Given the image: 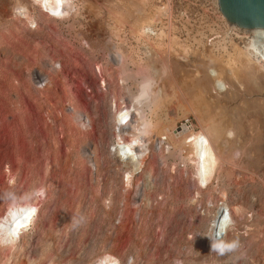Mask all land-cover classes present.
Here are the masks:
<instances>
[{
  "label": "rangeland",
  "instance_id": "374dc122",
  "mask_svg": "<svg viewBox=\"0 0 264 264\" xmlns=\"http://www.w3.org/2000/svg\"><path fill=\"white\" fill-rule=\"evenodd\" d=\"M63 9L57 19L32 0H0V215L24 199L37 209L26 239L0 247V264H90L103 251L119 264H264V75L253 81L232 61L249 38L227 34L213 0H64ZM221 76L231 86L217 94ZM184 120L195 134L208 121L226 127L218 142L208 136L217 157L206 186L187 133L175 131ZM133 135L129 173L114 139ZM219 209L232 224L222 253L208 240Z\"/></svg>",
  "mask_w": 264,
  "mask_h": 264
},
{
  "label": "bare ground",
  "instance_id": "6f19581e",
  "mask_svg": "<svg viewBox=\"0 0 264 264\" xmlns=\"http://www.w3.org/2000/svg\"><path fill=\"white\" fill-rule=\"evenodd\" d=\"M40 9H42V10H44V12L45 13H47V14H49L48 16H50L51 18H62L63 17V12L65 11V9H63V5H64V0H32ZM66 2V1H65ZM213 2H214V7H215V10H216V12H217V14L219 15V18H220V20H221V23H223V25H224V30L226 29V32H227V34H231V33H233L234 35H237V33L236 32H238V31H240V33L241 34H243V37L244 38H249V42H248V46L243 50L244 52H242V50H240V51H237L236 52V56L233 58V63H234V60H236L237 61V64L239 63V65H238V67L239 68H241V72L242 71H244L245 72V74H248V76L250 75V74H254V73H257L258 71L260 72L261 71V73L263 72L264 73V29H261V28H240V27H238L237 25H235V24H231V23H229V22H227L226 20H225V18L221 15V13L219 12V8H218V4H217V0H213ZM161 9V8H160ZM224 35H225V32L223 33ZM223 35V36H224ZM228 36V35H227ZM233 37V36H232ZM220 38H222V37H220ZM218 39V38H217ZM232 40L233 39H235V38H231ZM209 41V40H208ZM222 41H223V38H222ZM213 42V41H212ZM219 42H221V41H219ZM209 48H211V47H209ZM236 48V47H235ZM231 58V57H230ZM193 59V58H192ZM201 59V58H200ZM195 61H198V60H195ZM235 61V62H236ZM230 62V61H229ZM195 63V62H194ZM200 63V62H199ZM217 63V62H216ZM232 63V64H233ZM196 64V63H195ZM215 64V63H214ZM218 64H220L221 65V63H218ZM217 64V65H218ZM236 64V65H237ZM251 65H256V70H253L252 69V67H251ZM227 66H228V64H227ZM200 67V66H199ZM203 67V66H202ZM210 67V66H209ZM218 67V66H217ZM217 67L215 66L214 68H216L217 69ZM233 67H234V65H233ZM233 67H231L232 69H234ZM237 67V68H238ZM204 68L205 67H203V70H202V72H204L205 70H204ZM220 68H221V66H220ZM194 70H196V69H194ZM198 70H199V68H198ZM218 70H221V69H218ZM217 70V71H218ZM223 70H224V68H223ZM236 70H238V69H236ZM201 71V70H200ZM225 71V70H224ZM233 71V70H232ZM198 72V71H197ZM201 72V73H202ZM206 72V71H205ZM205 72H204V75H207V74H209V73H207V74H205ZM229 72V71H228ZM231 72V71H230ZM238 72V71H237ZM240 72V73H241ZM223 73H225V72H223ZM262 73V76L264 75ZM219 74V73H218ZM227 74V73H226ZM235 74V73H234ZM237 74V73H236ZM243 74V73H242ZM203 75V74H202ZM204 75H203V77H204ZM213 75V74H212ZM219 75H221V72H220V74ZM230 75V74H229ZM229 75H227V76H229ZM199 76V75H198ZM216 76H218V75H216ZM232 76V75H231ZM238 76V75H237ZM254 76H258V75H255L254 74ZM202 77V76H201ZM205 77H208V76H205ZM203 78L204 80H202L201 78H199L201 81H206L207 83H208V79L211 77H209L207 80H205L206 78ZM214 77V76H213ZM235 77H236V75H235ZM249 77H252L251 79H253V76H249ZM197 78V77H196ZM218 78H220V76L218 77ZM223 77L221 76V79H217V80H215L214 81V85H213V83L211 84V82H210V84H211V87H213V89H215V90H213L214 92L215 91H218V93L217 94H219L220 92V90H222V91H224V92H226V90H228V89H230L229 87L231 86L230 85V83H229V85H227L226 83L227 82H224L223 80H225L224 78L222 79ZM227 78V77H226ZM230 77H228L227 79H229ZM239 78H241L240 76H239ZM260 78V77H259ZM262 78V77H261ZM235 79V78H234ZM245 79V78H244ZM243 79V80H244ZM248 79V78H247ZM254 79H256V78H254ZM254 79H253V81H254ZM211 80H213V79H210L209 81H211ZM238 80V79H237ZM242 80V81H243ZM258 80V79H257ZM256 80V81H257ZM263 80H264V78H263ZM226 81V80H225ZM229 81H233V79L232 80H230L229 79ZM242 81H241V83H242ZM252 81V82H253ZM255 81V82H256ZM205 82V83H206ZM213 82V81H212ZM249 82V81H248ZM252 82H250V84L252 83ZM262 82V81H261ZM146 83V82H145ZM203 83V82H202ZM201 83V84H202ZM205 83H204V85H201V87L202 86H205ZM206 83V84H207ZM232 83H234V81L232 82ZM231 83V84H232ZM236 83V82H235ZM246 83V82H245ZM244 83V84H245ZM257 83V82H256ZM200 85V84H199ZM198 85V86H199ZM209 85V84H208ZM252 85H254V84H252ZM144 86V85H143ZM197 86V87H198ZM207 86V85H206ZM227 86H228V89H227ZM256 86V85H255ZM145 87V86H144ZM144 87H141V90H140V92H139V94H138V96L136 97V99L138 100V101H140V99H142V98H144L145 97V95H146V89L144 88ZM207 87H209V86H207ZM206 87V88H207ZM211 87H209V88H211ZM236 87V86H235ZM261 87V86H260ZM260 87H259V89H260ZM245 88V87H244ZM208 89V88H207ZM224 89V90H223ZM226 89V90H225ZM241 89H243V87L241 88ZM258 89V88H257ZM258 89V90H259ZM262 89V88H261ZM202 90H203V88H202ZM199 91V90H198ZM230 91V90H229ZM229 91L227 92V93H229ZM241 92V91H240ZM223 93V92H222ZM227 93H226V95H227ZM231 93V92H230ZM204 94H206V93H204ZM211 94V93H210ZM217 94H216V96H215V99H219L220 100V95H218L219 96V98H216L217 97ZM233 94V93H232ZM256 94V93H255ZM261 94V93H260ZM202 95V94H201ZM207 95V94H206ZM209 95V94H208ZM224 95V94H223ZM264 95V94H263ZM200 96V95H199ZM228 96V95H227ZM234 96V95H233ZM204 97H206V96H204ZM225 97V96H224ZM134 98V97H133ZM198 98V97H197ZM254 98V97H253ZM261 98V97H260ZM263 98V97H262ZM132 99V98H131ZM135 99V100H136ZM214 99V101H216L217 103H218V101L217 100H215ZM251 99H252V97H251ZM257 99V98H256ZM264 99V98H263ZM262 99V100H263ZM223 100V99H222ZM202 101V100H201ZM200 101V102H201ZM258 101H260V100H258ZM258 101H254L253 103H255V102H258ZM210 102V101H209ZM251 102V101H250ZM264 102V101H263ZM196 103H198V102H196ZM202 103V102H201ZM214 103V102H213ZM262 103V102H261ZM139 104V103H138ZM206 104V103H205ZM201 105H204V103L203 104H201ZM207 105H209V104H207ZM259 105V104H258ZM262 105H264V104H262ZM200 106V105H199ZM214 106V105H213ZM248 106V105H247ZM256 106V105H255ZM254 106V107H255ZM134 107V106H133ZM132 107V108H133ZM217 107V106H216ZM249 107V106H248ZM252 107V106H251ZM253 107V108H254ZM264 107V106H263ZM262 107V108H263ZM113 108H115V106H113ZM205 109H206V107H204ZM211 108V107H210ZM228 108V107H227ZM214 109V108H213ZM129 110V109H128ZM128 110L126 109V110H118V111H115L116 113H114V115H113V126H115V127H119L118 126V124L121 122V121H123L125 118H126V116H127V114H128ZM137 110V109H136ZM200 110H201V108H200ZM215 110V109H214ZM220 110V109H219ZM218 110V111H219ZM241 110V109H240ZM247 110V109H246ZM259 110V109H258ZM123 111V112H122ZM202 111H204V109L202 110ZM235 111V110H234ZM242 111V110H241ZM254 111V110H253ZM207 112V111H206ZM211 112V111H210ZM251 112H252V110H251ZM250 112V113H251ZM259 112V111H258ZM142 113V112H141ZM218 113H220V112H218ZM223 113V112H222ZM225 113V112H224ZM249 113V112H248ZM75 114V116L77 117V118H80V115L79 114H76V113H74ZM200 114V113H199ZM202 114V113H201ZM237 114H239V113H237ZM203 117H204V112H203ZM234 115V114H233ZM208 116V115H207ZM238 116V115H237ZM240 116V115H239ZM253 116V115H252ZM254 116H255V113H254ZM244 117V116H243ZM257 117V116H256ZM254 118V117H253ZM207 119H208V117H207ZM209 119H210V117H209ZM231 119V118H230ZM240 119V118H239ZM251 119V118H250ZM255 119V118H254ZM81 120V119H80ZM238 120V119H237ZM257 120V119H256ZM259 120H260V118H259ZM117 121V122H116ZM207 121V120H206ZM213 121V120H212ZM232 121V120H231ZM255 121V120H254ZM264 121V120H263ZM261 122V121H260ZM142 123V122H141ZM216 123V122H215ZM214 122H209L208 121V123H207V126H206V130L204 131V133H206L207 135V137H204V133L203 134H201L202 132H199V134L197 133V134H195V133H190V132H188L187 134H186V136H185V138L184 139H186V141H185V144H187L188 142V147H189V144L191 145L190 147H191V163H192V169H193V175H194V178H195V180L198 182V184H200V185H202V186H206L207 185V183L210 181V176H211V174H212V172H213V170H214V167H215V163H214V161H216L215 159V157H217V156H214V158H213V153H211L212 152V150L211 149H213L212 147H211V149H210V145H208L209 144V141H210V139H209V141H208V136H209V138L211 137V139H213V140H215L216 142H218L219 140H220V137H222L221 136V134L223 133V132H226V130H224V128H226V127H224L223 128V132L221 131L222 129H220L221 128V125L220 126H218L219 125V123L218 124H215ZM240 123H243V121L242 122H240ZM252 123V122H251ZM144 125H146V122L145 123H143ZM148 124V123H147ZM227 124V123H226ZM248 124V123H247ZM262 124V123H261ZM264 124V123H263ZM124 125V124H123ZM144 125H143V127H144ZM223 125V124H222ZM233 125V124H232ZM245 125V124H244ZM254 125V124H253ZM227 126V125H226ZM242 126V125H241ZM258 126V125H257ZM137 127V126H136ZM239 127V126H238ZM244 127V126H243ZM242 127V128H243ZM114 128V127H113ZM245 128V127H244ZM254 128V127H253ZM140 129V128H139ZM143 129V128H142ZM239 129V128H238ZM137 130V129H136ZM236 130V129H235ZM234 130V131H235ZM239 130H242V129H239ZM247 130H248V128H247ZM252 130V129H251ZM257 130V129H256ZM175 131H179L178 132V134H184L185 133V131L183 130V131H181V130H179V129H175ZM243 131H245V130H243ZM253 131V130H252ZM222 132V133H221ZM230 132V131H229ZM239 132V131H238ZM241 132V131H240ZM255 132V131H254ZM253 132V133H254ZM140 133V132H139ZM231 133V132H230ZM242 133V132H241ZM116 134H118V133H116ZM224 134V133H223ZM247 134H248V132H247ZM256 134V133H255ZM119 135V134H118ZM233 135V134H232ZM235 135V134H234ZM237 135V134H236ZM249 135V134H248ZM251 135V134H250ZM169 136V135H168ZM183 136V135H182ZM247 136V135H246ZM228 138H229V136H227ZM226 137V138H227ZM234 137H236V136H234ZM115 138H117V136L115 137ZM207 138V139H206ZM238 138V137H237ZM240 138V137H239ZM121 139V138H120ZM120 139L119 138H117V139H114V140H116V141H114V143H115V148H116V152H115V154H123V156H125V154H130V156H131V160H134L133 161V163H131L130 164V169L132 170H136L137 169V162H136V158H134V156H133V147H134V145H136L137 144V142L136 141H138V137H136V136H132L131 137V139L129 140V141H127V142H122V141H120ZM233 139V138H232ZM231 139V140H232ZM234 140V139H233ZM246 140H248V138L246 139ZM251 140V139H250ZM208 143H207V142ZM212 141V140H211ZM210 141V142H211ZM224 141H225V139H224ZM229 141V140H228ZM237 141V140H236ZM122 142V143H121ZM222 142H223V139H222ZM244 142V141H243ZM246 142V141H245ZM256 142V141H255ZM215 143V142H214ZM220 143V142H219ZM228 143V142H227ZM227 143H225V144H227ZM230 143V142H229ZM233 142H231V144H232ZM236 143V142H235ZM212 144V143H211ZM216 144H218V143H216ZM222 144V143H221ZM224 144V145H225ZM231 144H229V145H231ZM237 144V143H236ZM219 145V144H218ZM233 145H234V143H233ZM238 145V144H237ZM241 145V144H240ZM112 146H114L113 144H112ZM212 146V145H211ZM247 146V145H246ZM221 147V146H220ZM231 147V146H230ZM234 147V146H233ZM239 147H241V146H239ZM238 147V148H239ZM245 147V146H244ZM248 147V146H247ZM111 149H113V151H114V147H110ZM237 148V149H238ZM243 148V147H242ZM240 149V148H239ZM244 149V148H243ZM247 149V148H246ZM245 149V150H246ZM221 150V149H220ZM244 150V151H245ZM234 151V150H233ZM236 151V150H235ZM243 151V150H242ZM190 152V151H189ZM215 153V152H214ZM240 153V152H239ZM217 154V153H216ZM248 155V154H247ZM250 155V154H249ZM223 156V155H222ZM220 157V156H219ZM218 157V158H219ZM234 158V157H233ZM245 160V159H244ZM253 160V159H252ZM260 161V160H259ZM219 163H221V161L219 162ZM255 164H258V162L257 163H255ZM217 172V171H216ZM209 184V183H208ZM39 189V188H38ZM40 191V190H39ZM39 193V192H38ZM34 194V192L33 191H31L30 193H29V195L31 196V195H33ZM36 194L37 193H35L34 195H35V198H36ZM34 195H33V197H34ZM31 198V197H30ZM34 199V198H33ZM40 199V198H39ZM32 199H24V201H19V202H13V203H9L8 205H7V207L5 208V210L3 211V213L0 215V247L2 246V248L3 247H7V248H10V249H15L16 247H18L19 246V244H20V242H21V240L26 236V234L27 233H29V232H31L32 230H34V228L36 227V216H37V209H36V206L33 204V202L31 201ZM239 209V208H238ZM237 212H238V210H237ZM234 213V212H233ZM235 213H236V211H235ZM219 214V212L218 213H216L214 216H213V218H212V220H211V222H210V228H209V231H210V233H209V236H212V234H214L215 233V231L216 230H218L219 231V233L221 232L222 233V230H223V236H222V239H224L225 238V236H226V233L230 230V226L232 225V224H229V225H225V220H226V218H228V220L231 222V220H230V216H229V214L227 213V217H222L221 215H218ZM239 215V214H238ZM220 217H221V220H220ZM249 218V217H248ZM262 219V218H261ZM242 220V219H241ZM254 221V220H253ZM235 222V221H234ZM242 223V222H241ZM256 224V223H255ZM262 224V223H261ZM43 225V224H42ZM223 225H225V226H223ZM249 225V224H248ZM251 225V224H250ZM258 226V225H257ZM223 227V228H222ZM236 227H238V226H236ZM240 227V226H239ZM262 227V226H261ZM244 228H245V226H244ZM248 228V227H247ZM232 229V228H231ZM242 229V228H241ZM246 229V228H245ZM264 229V228H263ZM234 231V230H233ZM247 231H249L248 229H247ZM246 231V232H247ZM214 232V233H213ZM250 232H251V230H250ZM253 232V231H252ZM229 233V232H228ZM253 233H255V232H253ZM246 235V234H245ZM255 235V234H254ZM262 235V234H261ZM229 236V235H228ZM264 236V235H263ZM29 237V236H28ZM252 237H253V235H252ZM25 239H26V237H25ZM24 241V240H23ZM233 241V240H232ZM250 241V240H249ZM220 244V243H219ZM222 244V243H221ZM253 244V243H252ZM248 249V248H247ZM246 249V250H247ZM252 249V248H251ZM213 252V251H212ZM209 255V254H208ZM106 257H111L109 254H107L106 252L105 253H103L102 252V254L101 255H99V256H97V258L94 260V262L92 263V264H101V261H104V264H106ZM203 257V256H202ZM212 257V256H211ZM206 258V257H205ZM207 259V258H206ZM195 262V261H194ZM213 262V261H212ZM196 264V263H195ZM199 264V263H198ZM201 264V263H200Z\"/></svg>",
  "mask_w": 264,
  "mask_h": 264
},
{
  "label": "water",
  "instance_id": "95a60500",
  "mask_svg": "<svg viewBox=\"0 0 264 264\" xmlns=\"http://www.w3.org/2000/svg\"><path fill=\"white\" fill-rule=\"evenodd\" d=\"M225 20L240 28L264 29V0H217Z\"/></svg>",
  "mask_w": 264,
  "mask_h": 264
},
{
  "label": "built area",
  "instance_id": "2783aa9c",
  "mask_svg": "<svg viewBox=\"0 0 264 264\" xmlns=\"http://www.w3.org/2000/svg\"><path fill=\"white\" fill-rule=\"evenodd\" d=\"M47 14V13H46ZM47 15H49V14H47ZM143 29H145V31H150L151 29H153V27H145V28H143ZM126 122V120L124 119L123 121H121L118 125H119V127H121L124 123ZM189 124H188V122L186 121V120H184L183 121V123L182 124H180V127L179 128H177V129H179V130H181V131H185L186 133H188V132H190V131H188V129H189V126H188ZM110 151H112L113 153H114V151H113V149H110ZM138 151V150H137ZM114 155L116 156V158H117V161H118V163H120V164H122V165H124V166H126L127 167V169L129 170L128 172L130 173V164L131 163H133V161L134 160H131L132 158H131V156H130V154H125V156H123V154H119V155H117V154H115L114 153ZM137 158H138V161L139 160H141L140 159V157L139 156H137ZM134 172H136V171H134ZM133 172V173H134ZM219 212V214L218 215H221L222 217L224 216V217H227L226 215H227V213L228 212H225V211H222V209H219L218 211H217V213ZM220 220H221V217H220ZM222 221V220H221ZM231 222L228 220V218H226V220H225V225H229ZM225 225H223V226H225ZM223 228V227H222ZM227 235H228V233H227ZM209 236V235H208ZM222 236H223V230H222V233L220 232L219 233V231L218 230H216L215 231V233L214 234H212V236H209V242H210V240L211 241H215V242H217V243H222L221 245H223L224 243H225V240H227V237L228 236H226L224 239H222ZM103 252H106V251H103ZM102 253V252H101ZM107 254H109L111 257H115L113 254H111V253H109V252H106ZM100 254V253H99ZM98 256V254L95 256V258ZM95 258L93 259V261L95 260ZM116 258V257H115ZM93 261L90 263V264H92L93 263Z\"/></svg>",
  "mask_w": 264,
  "mask_h": 264
},
{
  "label": "clouds",
  "instance_id": "9594fccd",
  "mask_svg": "<svg viewBox=\"0 0 264 264\" xmlns=\"http://www.w3.org/2000/svg\"><path fill=\"white\" fill-rule=\"evenodd\" d=\"M224 247L230 250V249L236 247V244H235V242H232V243H229V244L225 245ZM209 250L210 251L221 250V253H222L223 249L221 247V244L210 240V242H209ZM105 259H106V264H119L118 259L115 258V257H106ZM101 264H104V261H101ZM129 264H131V260H129Z\"/></svg>",
  "mask_w": 264,
  "mask_h": 264
}]
</instances>
